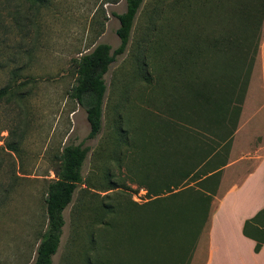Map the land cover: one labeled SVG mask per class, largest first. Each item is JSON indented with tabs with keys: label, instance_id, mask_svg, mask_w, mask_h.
<instances>
[{
	"label": "rangeland",
	"instance_id": "obj_1",
	"mask_svg": "<svg viewBox=\"0 0 264 264\" xmlns=\"http://www.w3.org/2000/svg\"><path fill=\"white\" fill-rule=\"evenodd\" d=\"M250 1L256 2L144 0L125 52L116 56L104 74L102 130L87 139L86 109L69 95L76 78V60L98 43H108L112 50L119 45L115 14L125 11L126 1L0 0V88L23 84L21 96L0 103V264L33 263L47 226V185L55 178L62 147L69 143H83L90 150L81 170L84 183L78 185L72 202L63 211L65 224L52 264H103L104 256L113 264L118 252L123 259L130 257L125 229L131 216H140L138 208L147 201V195L144 187L134 183V177H141L139 171L118 168L117 148L109 145L117 142L115 127L120 120L124 127H137L145 109L161 118H175L167 101L177 91L176 103L189 105L193 86L205 83L211 69L218 72V65L210 61L222 67L233 61L224 51L211 53L205 37L225 30L221 20L226 10L231 7L234 11L240 4L248 6ZM260 15L264 39V10ZM160 32L164 48L155 49ZM246 33L255 41L251 29ZM139 43H146L144 67L139 61ZM180 54L185 60L178 68L175 62ZM259 60L258 53L239 113L234 95L226 104V111L232 112L220 115L218 120L222 117V121L212 124L214 113L199 116L206 143L222 154L228 150V161L230 156H245L240 160L249 165L246 155L264 140ZM226 70L228 73L221 74L219 81L229 83L234 71ZM147 76L152 78L150 84L144 83L149 81ZM213 89L209 86L208 92ZM234 127L229 150L223 139ZM7 141L20 145L19 154L3 149ZM110 148L116 149L114 160L108 153ZM107 181L116 187L107 189ZM144 230L142 237L146 238ZM201 231L192 248V259L195 254L198 257L194 264H202L207 252V230ZM178 233L171 236L172 246L155 239L158 246L151 248L145 239V253L153 256V264H169L185 250L179 260L184 264L189 250L183 243L185 236Z\"/></svg>",
	"mask_w": 264,
	"mask_h": 264
},
{
	"label": "trees",
	"instance_id": "obj_2",
	"mask_svg": "<svg viewBox=\"0 0 264 264\" xmlns=\"http://www.w3.org/2000/svg\"><path fill=\"white\" fill-rule=\"evenodd\" d=\"M125 1V11L115 14L119 20L116 30L119 45L112 50L110 44L98 43L91 51L81 54L76 60V78L69 95L86 109L89 123L87 139L95 138L102 130L103 102L106 92L104 74L108 71L109 65L116 60V56L125 52L136 16L144 0ZM261 7H264V0H256L255 3L250 1L248 6L240 4V7L237 6L234 11L230 7L221 20L226 25L225 30L219 34L211 32L205 37V43L211 53L224 51L233 61H230L229 66L222 67L215 60H211L214 65H218V72L216 73V68L215 72L211 69L209 72H211L210 77L213 75L212 78L209 77L205 83L200 82L193 86L189 105L176 103L179 98L178 91L172 95L171 100L167 101L170 104L167 105L172 108L169 112L176 114L175 118H161L145 109L140 113L143 115L141 124L135 128L124 127L121 120L118 121L114 138L117 142L114 141L109 145L117 148L116 162L119 169L124 166L126 171L131 173H137L132 171L133 168L139 171L141 177H134V183L146 189L147 201L139 205L140 216H131L128 222L130 224L125 229L128 233L126 244L131 246L127 255L130 257H127V260L123 259L118 252L113 264H153V256H147L145 253V239L149 240L151 248L156 245L155 239L157 242L161 241L159 244L172 246L171 241H174V238L171 239V236L175 235V231L185 236L183 243H186L185 247L189 250V254L184 264L191 263L194 241L201 234L202 228L207 229L209 213L217 193L222 169L229 158L228 150L222 154L206 143L198 125L199 116H203L206 112L214 113L210 122L217 124L222 121V117L218 120L220 115L232 112L226 111V104L233 100L234 95L237 101L236 113L241 111L254 60L257 54H260L263 40L260 12L264 9L259 11ZM248 29L253 32L255 41L247 38ZM156 37L159 42H156L155 49L164 48L162 33L160 32ZM200 39L199 37V43ZM159 43L161 45L157 46ZM144 44L138 45V56L141 57L139 61L143 67L146 65ZM180 57L175 62L178 63L176 64L178 68H181L182 61L185 60L182 54ZM226 69L234 71L233 80L229 83L219 81L221 74L228 73ZM147 77L149 81L144 83L150 84L152 78ZM22 86L23 84L18 82L0 88V103L9 101L11 97L21 96ZM209 86L214 88L213 91L208 92ZM235 129L236 127L232 128L227 138L223 139V142L228 143V148L231 147ZM215 136L217 131L214 129L213 137ZM5 143V146H2L4 150L19 154L20 145L17 142ZM89 150L90 147L83 146V143H69L62 147L58 155L59 163L55 170V178L50 179L47 185L45 198L47 226L37 246L32 264H52V256L58 249L65 224L63 211L72 202L78 185L84 183L81 170ZM108 153L112 154L111 160H114L116 149L110 148ZM106 185L107 189L116 187L114 183L108 184V181ZM129 201L133 203L132 200ZM185 229L187 232L184 231ZM143 230L146 238L142 237ZM243 232L255 240V251L258 252L264 242V209L245 222ZM184 251L174 256L168 263H179ZM102 263L111 264L106 256L103 257Z\"/></svg>",
	"mask_w": 264,
	"mask_h": 264
},
{
	"label": "crops",
	"instance_id": "obj_3",
	"mask_svg": "<svg viewBox=\"0 0 264 264\" xmlns=\"http://www.w3.org/2000/svg\"><path fill=\"white\" fill-rule=\"evenodd\" d=\"M259 56L264 109V39ZM243 157L230 156L222 169L209 213L207 252L202 264H264V242L256 252L255 240L243 232L245 222L264 209V140L246 155L249 165L240 160ZM197 260L195 254L190 264Z\"/></svg>",
	"mask_w": 264,
	"mask_h": 264
}]
</instances>
